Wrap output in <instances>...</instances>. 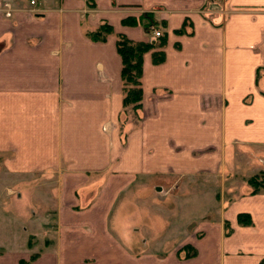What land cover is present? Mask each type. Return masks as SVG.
Returning a JSON list of instances; mask_svg holds the SVG:
<instances>
[{
	"label": "crops",
	"instance_id": "obj_1",
	"mask_svg": "<svg viewBox=\"0 0 264 264\" xmlns=\"http://www.w3.org/2000/svg\"><path fill=\"white\" fill-rule=\"evenodd\" d=\"M29 1L0 0L10 13L0 14V155H10L0 203L33 200L39 207L25 216L24 248L0 241V264L32 254L30 264L264 261V193L229 198L227 208L223 193L203 194L217 200L219 219L180 243L194 248L190 259L160 260L136 238L138 229L119 230V239L108 229L113 205L138 178L221 182L242 149L264 147V0ZM142 14L163 46L142 55L137 123L121 134L115 35L156 42L143 30ZM103 23L112 33L90 40L86 34ZM157 51L163 60L154 64ZM240 213L250 215V226L237 224ZM30 237L55 239L40 245ZM136 248L146 251L133 259Z\"/></svg>",
	"mask_w": 264,
	"mask_h": 264
},
{
	"label": "rangeland",
	"instance_id": "obj_2",
	"mask_svg": "<svg viewBox=\"0 0 264 264\" xmlns=\"http://www.w3.org/2000/svg\"><path fill=\"white\" fill-rule=\"evenodd\" d=\"M2 13L6 18L10 17V13L8 15L0 7V14ZM136 123L137 112L134 113L130 109H126L118 118L117 126L122 134L135 127ZM239 154L234 172L228 175L223 180L224 182L221 181L223 183L215 180L206 183L201 178H166L164 180L153 177L138 178L131 183L127 191L122 193L117 203L115 202L116 204L113 205L108 229L111 233L113 231L118 239L121 237L119 230L130 232L132 229H138L141 237L136 238L138 240L144 239L145 243L150 245L149 251H152L156 258L159 257L161 260L168 256H176L177 259H183V254H188L190 251H183L184 246L180 248V243L186 241L188 236L201 237L203 235L202 229L206 225L213 228L214 225L218 224L219 204L216 203L217 200L207 199V195L211 194L214 198L223 193L226 196L224 205L227 208L229 205L227 199L250 193V187L247 185L249 178L259 172L264 174V147L251 146L242 149ZM9 157V153L0 155V173L3 162ZM258 181L264 183V176L258 178ZM204 184L207 185L204 186ZM233 185H238V187L232 188ZM95 192L97 196L98 190ZM49 193L52 198L56 197L55 189L49 190ZM42 201L44 202V200ZM50 202L48 200L47 205H50ZM36 206L33 200L16 201L12 199L3 202V204L0 203L1 243L9 241L8 245H12L11 248L17 251L20 247L24 248L25 238L22 240V237L26 230L22 231V228L29 229L28 226L24 225L25 216L34 212ZM47 208L52 207L48 206ZM49 214L52 213L49 212ZM48 224L49 228L55 227L53 221H49ZM110 224L112 229H110ZM128 235L129 239H135V237H131L135 235H130V233ZM45 238L49 239L50 237H44L43 242L41 241L43 237L41 239L30 237L28 241L29 244L41 245L42 243H50L51 240L55 239L54 237L49 239L50 241H46ZM133 244H136V241ZM141 251L136 248L129 252V256L137 259L146 250ZM132 258L130 260H133Z\"/></svg>",
	"mask_w": 264,
	"mask_h": 264
},
{
	"label": "trees",
	"instance_id": "obj_3",
	"mask_svg": "<svg viewBox=\"0 0 264 264\" xmlns=\"http://www.w3.org/2000/svg\"><path fill=\"white\" fill-rule=\"evenodd\" d=\"M145 21L142 23V28L145 32H148V28L154 25L152 19L147 14H142L139 21ZM123 25H134V20H123ZM183 27L177 31V33L184 32ZM112 33V29L107 24L99 25L94 31L87 33L86 36L96 42H103L105 38ZM163 46V39H156V42H132L121 34L115 35L114 47L115 51L120 59V71L119 78L121 83V110L119 113L122 115L126 109H130L132 112H137L140 109L141 103V89H140V77H141V58L142 55L152 49H159ZM163 60V53L157 51L152 53V62L158 64ZM118 117V118H119ZM264 174L259 172L257 175L247 180V185L250 187V195H256L264 192L263 181H258V178L263 177ZM237 224L242 227H247L252 224L250 215L247 213H240L237 215ZM226 229V236L230 234L231 230L227 222L224 223ZM190 251L188 254H183V259L193 258L196 254L195 250L190 246H184L183 249ZM36 259V255H30L27 260H18L17 264H30ZM264 264V261L260 262Z\"/></svg>",
	"mask_w": 264,
	"mask_h": 264
},
{
	"label": "built area",
	"instance_id": "obj_4",
	"mask_svg": "<svg viewBox=\"0 0 264 264\" xmlns=\"http://www.w3.org/2000/svg\"><path fill=\"white\" fill-rule=\"evenodd\" d=\"M84 2H90L92 0H82ZM34 4V0H30L29 1V5H33ZM149 31H150V34H151V38L152 39H156V38H159L160 37V33L157 31V30H154L152 27H149L148 28Z\"/></svg>",
	"mask_w": 264,
	"mask_h": 264
}]
</instances>
